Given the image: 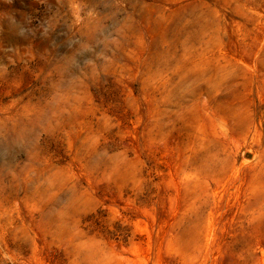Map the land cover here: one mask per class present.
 <instances>
[{"label": "rangeland", "instance_id": "obj_1", "mask_svg": "<svg viewBox=\"0 0 264 264\" xmlns=\"http://www.w3.org/2000/svg\"><path fill=\"white\" fill-rule=\"evenodd\" d=\"M258 2L0 0V264H264Z\"/></svg>", "mask_w": 264, "mask_h": 264}, {"label": "bare ground", "instance_id": "obj_2", "mask_svg": "<svg viewBox=\"0 0 264 264\" xmlns=\"http://www.w3.org/2000/svg\"><path fill=\"white\" fill-rule=\"evenodd\" d=\"M259 1V0H258ZM253 11H251V23L249 24H244L240 21H232V29L233 33L237 36L245 35L247 33H250L251 37L253 38L254 44L257 43L256 46V51L253 52V57H252V63L254 61V58L258 55V52H260V47L264 42V3L263 2H258L254 7ZM246 36V35H245ZM233 42V41H232ZM237 42V41H236ZM243 57V56H242ZM245 66H250L252 65L250 59H246L245 61H242ZM239 63V61H238ZM241 63V61H240ZM251 64V65H250ZM253 68V67H251Z\"/></svg>", "mask_w": 264, "mask_h": 264}]
</instances>
